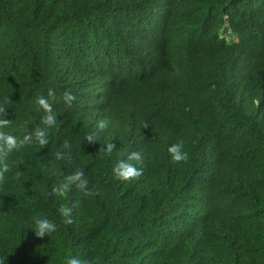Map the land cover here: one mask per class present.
I'll return each mask as SVG.
<instances>
[{"label":"trees","instance_id":"1","mask_svg":"<svg viewBox=\"0 0 264 264\" xmlns=\"http://www.w3.org/2000/svg\"><path fill=\"white\" fill-rule=\"evenodd\" d=\"M120 1L117 15L106 11L107 18L93 19L85 17L95 9L92 0H0V106H4L0 118L10 120L3 131L18 140L31 131L25 123L37 117L29 114L32 104L20 97L24 89L32 86L54 105L80 81V66L103 70L116 51L128 50L121 72L136 81L116 87L121 95L118 104L140 92L159 99L158 89L171 99L168 112L142 110L132 99L135 110L120 113L123 124L108 125L99 141L85 142L84 124L66 119L62 123L69 134L58 131L49 147L33 144L11 152L6 160L22 163L5 173L0 185V261L65 264L71 256L91 264H264V76L251 96L253 83L241 89V98H227L242 78L230 59L217 54V63L215 53L205 48L190 60L174 49L180 62L174 59L163 73L149 75L159 77L143 81L137 67L142 68L152 52L138 28L148 17L150 0ZM160 1L173 5L166 28L148 27V34L160 43L172 32L193 35L208 27L213 21L210 11L229 13L235 23L232 13L249 8V0H177L178 7L176 0ZM234 30L239 43H220L214 49L246 52L243 68L257 58L260 34L241 24ZM178 78L184 89L170 90L169 84ZM139 84L144 90L135 92ZM49 89L56 99L48 97ZM187 98L193 99V106L186 105ZM231 108L237 115L232 116ZM106 111L111 116L115 112ZM97 112L102 110L85 112L83 117ZM212 119L224 127L222 138L205 150L189 135ZM128 136L132 139H124ZM180 141L189 159L177 164L167 149ZM108 142L115 147L105 155L99 150ZM65 143L69 148L63 147ZM58 150H70L71 163L56 160ZM131 151L141 152L143 163L137 167L143 174L132 181L115 179L113 167ZM78 168L98 194L85 196L75 187L64 197L51 194ZM17 170L22 173L19 179L14 178ZM77 202L74 222L61 223L58 208ZM33 217L55 221L57 231L36 237Z\"/></svg>","mask_w":264,"mask_h":264},{"label":"clouds","instance_id":"2","mask_svg":"<svg viewBox=\"0 0 264 264\" xmlns=\"http://www.w3.org/2000/svg\"><path fill=\"white\" fill-rule=\"evenodd\" d=\"M66 1V0H64ZM148 17L143 25L138 28L140 38H142L150 47L152 56L149 61H145L142 68L137 67L143 77V81H149L153 78L159 77L158 75H152L156 70L163 73L164 68L169 63H175L174 59L180 62V55L174 54V49H178L180 54L187 56L186 58L192 59L198 55L202 49L209 48V52L215 53L213 56L216 62H219L217 54L225 55L231 60L232 64L241 70L242 78L240 82L234 84L228 91V97L238 99L244 95L241 90L250 83L254 84L253 90L250 92V96L253 91H256L260 86L261 78L264 76V0H249V8L246 12H233L236 22H232L230 14L217 15L210 11L213 16L212 24L208 27H204L200 31L193 35H184L178 32H172L169 38L160 43V39H155L148 34V27L150 24L154 26L155 30L164 29L167 27L169 8L173 5L168 4L160 0L148 1ZM174 4L178 7L179 2L176 0ZM92 6L95 9L89 10L85 17H104L107 18L106 11H109L115 15L118 14L121 8L120 0H92ZM180 7V6H179ZM237 24L245 25L254 28L257 34H260V40L256 44L257 58L250 63L244 65L243 59L246 58L245 53L232 52L228 49L222 48L216 53L214 46L223 44H237L239 43V36L234 30ZM126 51L114 52L113 59L105 62V69L100 70V66H80L83 70V75L80 81L73 84L68 91H65L60 99L62 101H54V105L49 103V99L42 95H37L32 86L24 89L20 93V97H23L26 101L32 104V109L29 114L37 116L34 121L25 123L31 131L26 132L19 140L16 136L3 131L8 127L10 120L0 118V185L5 181V173L12 172L13 168L18 169L19 164L22 161H12L11 164L6 160L8 155L15 151H18L26 146L35 144L38 148H47L51 145L52 140L58 139V131L69 134L68 129L63 125L62 121L66 119H78L80 120L86 130L87 134L84 141L92 143L99 141L98 137L108 125L123 124L119 118L120 113H128L135 110L131 100H136L142 110L159 109L168 112V104L170 98H167L160 89V98L156 99L151 95L140 92L134 94L132 97H127L121 103H117L121 97L120 92L116 87L122 84H129L136 82L132 75L121 72L124 66L123 54ZM95 54L99 51H93ZM235 55L236 58H235ZM64 61L75 64L72 58H66ZM76 65V64H75ZM78 66V65H77ZM179 68V66H176ZM167 78H163L164 81ZM169 81H171L169 79ZM162 83V82H161ZM170 90L184 89L179 82V78L176 81H171L169 84ZM144 87L140 84L137 86L136 91H143ZM258 95H262L258 93ZM48 97L56 99V94L52 89L48 91ZM257 105L259 101L255 97L253 99ZM7 104V101H6ZM186 105L191 107L194 105L192 98H187ZM108 109L115 110L114 115L111 116L107 113ZM98 111L90 117H83V114L88 111ZM4 112V106H0V114ZM230 112L233 115H237L231 108ZM239 116V115H238ZM246 120L247 118L239 116ZM144 127H148L147 123L142 124ZM212 119L209 125L199 126L194 132H190L189 138L198 147L210 150L215 144L222 138L223 126ZM56 131V133H54ZM124 139H132L131 136ZM64 148H69V145L65 143ZM115 145L108 142L105 147H101L99 151L104 152L105 155H110L114 150ZM170 154L171 161L173 163L187 162L189 159L188 153L183 150V141L171 144L167 149ZM56 160L66 161L71 163L72 155L70 150L68 152L56 151L54 153ZM135 162V163H133ZM143 157L140 151H131L127 154L126 159H121L116 162L113 167L114 178L120 181H132L138 179L143 174L142 165ZM60 169V168H59ZM58 169V170H59ZM63 170V169H62ZM68 171V170H65ZM22 173L17 170L14 173V178L19 179ZM89 181L85 177L82 169H76L70 175H67L63 182L51 189V194L64 197L72 187H75L85 196H94L98 192L89 188ZM78 206V202L72 207L61 205L58 208V213L61 217V223L65 225H71L74 221L72 218L73 207ZM34 234L38 238L49 236L57 231V224L55 221H51L47 218L33 217ZM0 264H4L0 261ZM65 264H91L90 261L79 259L76 257H66Z\"/></svg>","mask_w":264,"mask_h":264}]
</instances>
